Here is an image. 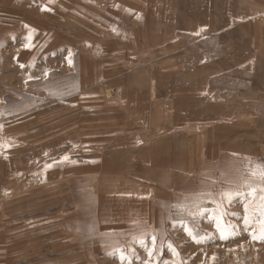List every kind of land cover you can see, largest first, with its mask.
I'll return each mask as SVG.
<instances>
[{"label": "crops", "instance_id": "1", "mask_svg": "<svg viewBox=\"0 0 264 264\" xmlns=\"http://www.w3.org/2000/svg\"><path fill=\"white\" fill-rule=\"evenodd\" d=\"M62 30L77 38L59 40ZM0 37L4 64H35L38 74L54 63L78 73L79 93L95 101L102 91L104 108L118 107L104 114L106 136L116 140L100 151L89 143L76 168L77 181L95 183L104 220L154 211L155 194L189 175L211 142L219 153L220 140L242 139L238 114L264 96V0H0ZM155 49L165 52L163 63L147 65ZM225 80L233 94L210 93Z\"/></svg>", "mask_w": 264, "mask_h": 264}, {"label": "rangeland", "instance_id": "2", "mask_svg": "<svg viewBox=\"0 0 264 264\" xmlns=\"http://www.w3.org/2000/svg\"><path fill=\"white\" fill-rule=\"evenodd\" d=\"M4 46L0 37V264H264L263 95L252 113L238 114L242 141L220 140L219 153L211 142L189 175L155 194L154 211L104 220L95 211V183L77 181L76 168L89 143L98 151L110 144L104 114L118 107L104 108L102 91L90 93L95 101L79 93L78 73L54 63L38 74L35 64H4ZM148 52L147 65L163 63L165 52ZM27 74L33 78L22 81ZM221 85L210 93H234L229 80ZM245 95L239 102L246 105ZM250 121L254 128L243 127Z\"/></svg>", "mask_w": 264, "mask_h": 264}, {"label": "snow or ice", "instance_id": "3", "mask_svg": "<svg viewBox=\"0 0 264 264\" xmlns=\"http://www.w3.org/2000/svg\"><path fill=\"white\" fill-rule=\"evenodd\" d=\"M260 174H261L262 177H264V169L261 170V173ZM253 175H255V173H253ZM262 199H264V197H262ZM245 210L247 211V206H246V209ZM262 214H264V213H262ZM245 219H246V222H247V217ZM262 230H264V229H262Z\"/></svg>", "mask_w": 264, "mask_h": 264}]
</instances>
